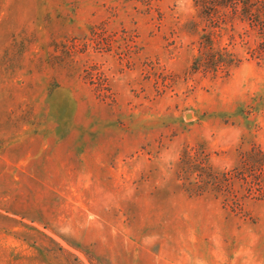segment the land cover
<instances>
[{"label": "rangeland", "instance_id": "1", "mask_svg": "<svg viewBox=\"0 0 264 264\" xmlns=\"http://www.w3.org/2000/svg\"><path fill=\"white\" fill-rule=\"evenodd\" d=\"M0 264H264V0H0Z\"/></svg>", "mask_w": 264, "mask_h": 264}, {"label": "trees", "instance_id": "2", "mask_svg": "<svg viewBox=\"0 0 264 264\" xmlns=\"http://www.w3.org/2000/svg\"><path fill=\"white\" fill-rule=\"evenodd\" d=\"M203 3H206L207 5L211 6L214 10H218V8L226 7L227 0H196L197 6L203 5ZM247 4L245 7H247Z\"/></svg>", "mask_w": 264, "mask_h": 264}]
</instances>
